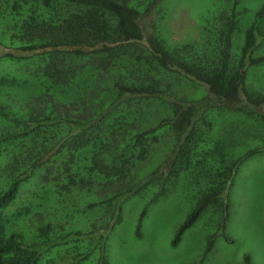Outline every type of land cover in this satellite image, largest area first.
Segmentation results:
<instances>
[{
    "label": "trees",
    "instance_id": "16d2710c",
    "mask_svg": "<svg viewBox=\"0 0 264 264\" xmlns=\"http://www.w3.org/2000/svg\"><path fill=\"white\" fill-rule=\"evenodd\" d=\"M156 1L138 0V6L130 0L0 1V37L7 36L14 49L0 55L13 64L12 71L0 70V89H20L33 98L21 108L0 100L7 175L0 187V264H38L58 245L85 239L84 251L74 250L76 244L69 248L75 252L69 264H80L94 249H99L94 264H109L103 263L106 231L119 221L122 204L147 193L155 201L173 187L192 189L194 201L169 245L176 246L206 212L208 223L216 216L215 228L224 227L226 196L252 153L235 147L243 135L264 130L258 109L264 92L244 81L248 68L264 63V55L253 56L264 41V2L231 55L238 0L228 15L217 17L212 33L172 44L158 27L144 34L139 25ZM187 87L202 92L187 95ZM222 112L234 123L218 122ZM240 118L257 123L251 121L249 131ZM148 158L156 159L152 168L138 166ZM142 167L144 172L130 178ZM18 192L26 203L6 211ZM79 195L89 197L78 211L89 222L85 230L73 229L71 219L62 222L64 205H73L72 197ZM50 202L60 206L53 219L39 213ZM26 216L35 217L34 228L26 226L30 240L22 226L11 228ZM210 241L208 236L203 253ZM241 264H250L247 253Z\"/></svg>",
    "mask_w": 264,
    "mask_h": 264
},
{
    "label": "rangeland",
    "instance_id": "374dc122",
    "mask_svg": "<svg viewBox=\"0 0 264 264\" xmlns=\"http://www.w3.org/2000/svg\"><path fill=\"white\" fill-rule=\"evenodd\" d=\"M130 1L138 6V0ZM232 1L157 0L156 3L149 5L139 25L144 34H148L152 26L158 27L165 41L170 44L199 41L204 31L213 32V28L210 27L216 24L218 16L229 14ZM263 2L264 0H238L235 9L238 22L232 30L230 38L231 55L238 52L244 30L253 21L254 13ZM1 19L0 15V22ZM8 43L7 36L0 37V55L4 51L14 50L9 47L11 45H7ZM262 55H264V41H258L253 56ZM6 68H10L12 71L13 64L8 60L0 61V70L4 71ZM248 69L244 77L245 83L250 84L257 92L263 93L264 63L255 69ZM185 92L187 95L193 94L196 97L202 90L191 91L187 87ZM194 92L198 93L194 95ZM0 100L13 104L15 108L33 103V98L27 96L26 92L20 89L1 88ZM258 109L264 113L263 104H259ZM231 116L229 112H222L221 116L217 117V121L220 123L225 121V124L234 123L235 118L233 119ZM251 121L254 124L257 123ZM251 121L240 118L239 122L243 129L249 130ZM257 133L258 136L243 135L240 144L235 147V150L240 153H244L245 150H252V153L250 152V155L245 158L246 161L238 167L226 196L228 217L223 228L220 226L215 228L216 216H213L212 221L208 223L206 217L210 213L206 212L183 232L176 246H171L169 240L174 230L183 221L194 201L191 196L193 190L188 192L181 187L169 188L166 195H163L164 197L161 196L155 201H149L150 193H147L145 197H131L122 204L119 221L106 231V245L102 250L103 263L105 259V262L109 264H241L242 255L247 253L250 264H264V130L260 128ZM256 147L261 151L253 150ZM4 160L5 156L0 152V187L2 188H4L7 179V175L2 172ZM155 162V158L154 160L148 158L141 161L138 166L145 165V163L151 166ZM145 170L142 167L140 172L132 173L129 176L133 178ZM88 194L93 195V192L90 191ZM88 198V195L73 196V205L68 208L64 205L65 212L63 214L66 213V216L62 222L66 224L65 220L71 219L73 229H88L90 227L88 220L80 216L78 212ZM13 202L6 211L13 210L22 202L26 203V197L22 192H18ZM146 203L149 205L137 227L138 214ZM57 209H60L59 204L50 202L41 206L39 213L53 219L52 213L58 211ZM59 213L63 215L61 212ZM34 224L35 217L26 216L23 220L11 222V228L18 229L22 226L25 237L30 240L33 235L26 226L33 229ZM136 229H138V234L135 233ZM208 236L209 239L211 238L209 242L211 248L203 253ZM73 241L68 242L67 248L64 247V244L58 245L56 250L49 253L46 260L42 259L38 264H69L71 256L75 253L74 250L82 249V252L87 245L86 239L75 241V243ZM75 244L77 247L70 250L69 248ZM98 253L99 249H94L87 258L80 261V264H94L98 260Z\"/></svg>",
    "mask_w": 264,
    "mask_h": 264
}]
</instances>
